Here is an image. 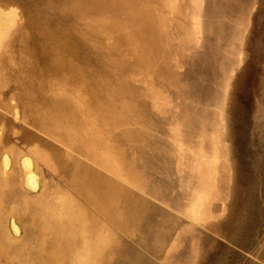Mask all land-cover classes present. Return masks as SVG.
Listing matches in <instances>:
<instances>
[{"label": "rangeland", "instance_id": "rangeland-1", "mask_svg": "<svg viewBox=\"0 0 264 264\" xmlns=\"http://www.w3.org/2000/svg\"><path fill=\"white\" fill-rule=\"evenodd\" d=\"M264 264V0H0V264Z\"/></svg>", "mask_w": 264, "mask_h": 264}, {"label": "crops", "instance_id": "crops-1", "mask_svg": "<svg viewBox=\"0 0 264 264\" xmlns=\"http://www.w3.org/2000/svg\"><path fill=\"white\" fill-rule=\"evenodd\" d=\"M200 232L202 234H198V235H191L186 237V239H189V241H193V243L195 244L194 247L191 246H187L185 249L186 251V255L184 258V261H181V264H198V252H196L198 250V246L197 243L198 242H208L210 239L214 238V240L217 239V234L215 232H213V230H211L210 226H208V224L202 223L200 224Z\"/></svg>", "mask_w": 264, "mask_h": 264}]
</instances>
